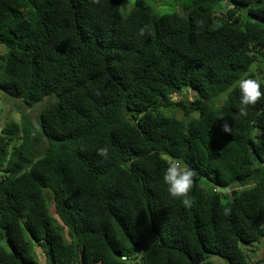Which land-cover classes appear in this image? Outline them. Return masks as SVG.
<instances>
[{
  "label": "trees",
  "instance_id": "trees-1",
  "mask_svg": "<svg viewBox=\"0 0 264 264\" xmlns=\"http://www.w3.org/2000/svg\"><path fill=\"white\" fill-rule=\"evenodd\" d=\"M123 1L0 0V90L44 101L0 130V264H264V97L231 87L264 79V0Z\"/></svg>",
  "mask_w": 264,
  "mask_h": 264
},
{
  "label": "rangeland",
  "instance_id": "rangeland-1",
  "mask_svg": "<svg viewBox=\"0 0 264 264\" xmlns=\"http://www.w3.org/2000/svg\"><path fill=\"white\" fill-rule=\"evenodd\" d=\"M140 1H144L147 5L152 7L154 13L158 16L164 15V14H171V13H177L179 15H184V11H182V7L190 2V0H124L121 7H120V12L123 15H126L129 13V11L135 7ZM221 12V10H219ZM221 15V14H219ZM5 53L3 47L0 46V57L3 56ZM1 63V61H0ZM257 67V65H253V68ZM185 96L188 97L189 100H191L194 96L195 93L192 91L185 92ZM176 97L173 98L175 100ZM227 99L226 95H220L219 97L213 99L210 104L213 105H220L222 104L225 100ZM44 102V101H43ZM40 102L36 104V106L39 107H34L31 109L26 108L23 106V104L19 100H13L9 98L7 95H5L1 90H0V130L3 128V126H8L12 124L20 125V116L21 114H25L29 117L31 122L34 123L37 111L41 107H43L42 103ZM40 108V109H41ZM175 115L177 117H181L182 114L179 112H176ZM47 198V197H46ZM47 202H49L47 198ZM47 208L50 212L53 211L52 205L47 203ZM248 250H253L255 247H249L246 248ZM255 251V252H254ZM253 252V258H262L264 259V240L262 241L261 245L257 247V250L255 249ZM248 252V251H247ZM252 254V253H251ZM252 258V259H253ZM39 264H42L43 260L42 257H39ZM256 261V260H254ZM217 264H222L219 260H217Z\"/></svg>",
  "mask_w": 264,
  "mask_h": 264
},
{
  "label": "clouds",
  "instance_id": "clouds-1",
  "mask_svg": "<svg viewBox=\"0 0 264 264\" xmlns=\"http://www.w3.org/2000/svg\"><path fill=\"white\" fill-rule=\"evenodd\" d=\"M231 87L239 93L241 113H244L248 106L256 104L261 97H264V91L261 90V82L247 76H242L235 80ZM223 127L224 131H228L227 125ZM101 151L106 154V150ZM193 176L194 172L190 168L182 164L179 160H173L169 161L162 177L164 183L168 186L167 191L170 197L180 199L185 207H190L192 204V201L188 198V193L192 188ZM228 189L230 191L227 193L232 191L231 188ZM220 194L224 195L226 193Z\"/></svg>",
  "mask_w": 264,
  "mask_h": 264
},
{
  "label": "water",
  "instance_id": "water-1",
  "mask_svg": "<svg viewBox=\"0 0 264 264\" xmlns=\"http://www.w3.org/2000/svg\"><path fill=\"white\" fill-rule=\"evenodd\" d=\"M253 1H255V0H252V2ZM261 83L264 84V79H261ZM192 92L194 93V91H192ZM248 150H249V155H250V157L252 159L253 168L262 166L263 163L260 161L259 157L255 154L253 148L252 147H249ZM235 189H237V186L236 185L233 186V187H231L232 195H234V190ZM216 191L218 193H227L228 191H230V189H228V188H226V189H219L218 188V189H216Z\"/></svg>",
  "mask_w": 264,
  "mask_h": 264
}]
</instances>
